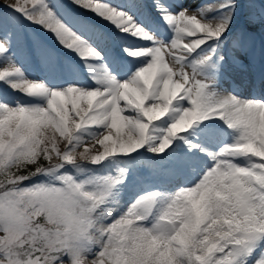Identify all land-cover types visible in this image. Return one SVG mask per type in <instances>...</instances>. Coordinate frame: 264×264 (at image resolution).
<instances>
[{"label": "snow or ice", "instance_id": "6c2138e0", "mask_svg": "<svg viewBox=\"0 0 264 264\" xmlns=\"http://www.w3.org/2000/svg\"><path fill=\"white\" fill-rule=\"evenodd\" d=\"M0 264H264V0H0Z\"/></svg>", "mask_w": 264, "mask_h": 264}, {"label": "rangeland", "instance_id": "374dc122", "mask_svg": "<svg viewBox=\"0 0 264 264\" xmlns=\"http://www.w3.org/2000/svg\"><path fill=\"white\" fill-rule=\"evenodd\" d=\"M8 2H9V3H11V2H12V0H8Z\"/></svg>", "mask_w": 264, "mask_h": 264}]
</instances>
